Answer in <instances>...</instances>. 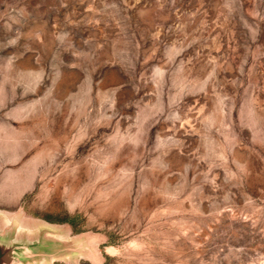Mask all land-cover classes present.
<instances>
[{"label": "rangeland", "instance_id": "obj_1", "mask_svg": "<svg viewBox=\"0 0 264 264\" xmlns=\"http://www.w3.org/2000/svg\"><path fill=\"white\" fill-rule=\"evenodd\" d=\"M0 213L32 264H264V0H0Z\"/></svg>", "mask_w": 264, "mask_h": 264}, {"label": "water", "instance_id": "obj_2", "mask_svg": "<svg viewBox=\"0 0 264 264\" xmlns=\"http://www.w3.org/2000/svg\"><path fill=\"white\" fill-rule=\"evenodd\" d=\"M59 242L46 230L36 235L21 233L0 213V264H32L51 258Z\"/></svg>", "mask_w": 264, "mask_h": 264}]
</instances>
